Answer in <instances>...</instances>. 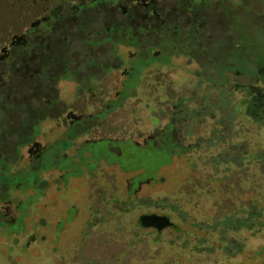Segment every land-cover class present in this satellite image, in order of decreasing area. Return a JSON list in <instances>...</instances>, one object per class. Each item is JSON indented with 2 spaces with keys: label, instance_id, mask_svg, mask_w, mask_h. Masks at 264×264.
<instances>
[{
  "label": "rangeland",
  "instance_id": "1",
  "mask_svg": "<svg viewBox=\"0 0 264 264\" xmlns=\"http://www.w3.org/2000/svg\"><path fill=\"white\" fill-rule=\"evenodd\" d=\"M153 3L0 0V264H264V0Z\"/></svg>",
  "mask_w": 264,
  "mask_h": 264
},
{
  "label": "flooded vegetation",
  "instance_id": "2",
  "mask_svg": "<svg viewBox=\"0 0 264 264\" xmlns=\"http://www.w3.org/2000/svg\"><path fill=\"white\" fill-rule=\"evenodd\" d=\"M122 1V0H121ZM133 2H136V0H132ZM206 3V0H183V5L180 8V10L176 9V10H172V13H169V15L165 18H170L171 19V25L169 27H165L164 28V33L165 35L164 38L166 39V41L170 42L175 49H179V50H175L176 54L174 56L175 59H177L178 61H184L185 63L189 64V66H194L195 62L200 61L199 57L200 54L203 53L202 50H199L200 45H199V34H198V29L196 27H194L193 25L189 26L190 21L186 18L187 16V12H186V8H190L193 6H197V5H201L202 3ZM139 2H141V9L146 12L147 15H158V13L155 12V6H154V0H139ZM99 3V2H98ZM96 3V4H98ZM208 3V1H207ZM206 3V5H207ZM217 4L220 3V1H216ZM124 14H127L126 12H123ZM180 17L181 21H180V26L177 23V18ZM175 20V21H174ZM161 27V26H160ZM136 35L131 36L134 39L137 40H149V37H147V28L145 27H136ZM122 30V27L117 28L116 33H120L119 31ZM167 30V31H166ZM107 31H109V28H107ZM214 35V40L216 39L215 34ZM130 36V35H129ZM159 38L161 39L160 36H156V34H154V40L153 41H158ZM218 39V45H219V39L220 37H217ZM188 40H190V43L193 45V51L190 52L189 46H188ZM150 41V40H149ZM155 44V43H154ZM155 46V45H153ZM230 49V48H229ZM225 49L226 52L228 53V55H230V52L232 51V49ZM230 51V52H229ZM225 52V54H226ZM153 54H157L156 52ZM249 73H247L248 75ZM263 104V103H262ZM152 138V137H150ZM135 144V143H134ZM137 145V144H136ZM139 146V145H138ZM39 148L37 149V151L33 154H31V157H38V153H39ZM7 162V161H5ZM13 210L10 208L9 203L6 200H0V225H12L15 223V218L13 216ZM1 228V227H0ZM2 235V234H0ZM2 237L4 238L5 236L2 235ZM0 237V238H2Z\"/></svg>",
  "mask_w": 264,
  "mask_h": 264
},
{
  "label": "water",
  "instance_id": "3",
  "mask_svg": "<svg viewBox=\"0 0 264 264\" xmlns=\"http://www.w3.org/2000/svg\"><path fill=\"white\" fill-rule=\"evenodd\" d=\"M139 224L144 228H154L157 232H161L163 229L172 228L173 224L165 216L158 215H142L138 219Z\"/></svg>",
  "mask_w": 264,
  "mask_h": 264
},
{
  "label": "trees",
  "instance_id": "4",
  "mask_svg": "<svg viewBox=\"0 0 264 264\" xmlns=\"http://www.w3.org/2000/svg\"><path fill=\"white\" fill-rule=\"evenodd\" d=\"M258 109H259V108H258ZM258 109H257V110H258ZM168 164H170V162L167 163L165 166H167ZM165 166H164V167H165ZM140 172L142 173V174H141L142 177L146 176L147 174H150V173H149L148 171H146L145 169H144V170L142 169ZM253 225H254V224H251L249 228H251ZM259 227H260V226H259ZM172 228H174V226H173Z\"/></svg>",
  "mask_w": 264,
  "mask_h": 264
}]
</instances>
